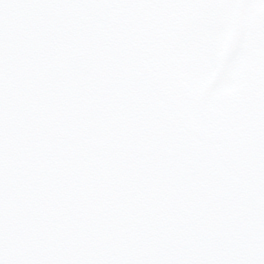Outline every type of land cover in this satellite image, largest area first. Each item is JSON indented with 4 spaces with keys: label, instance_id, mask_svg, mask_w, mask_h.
Returning a JSON list of instances; mask_svg holds the SVG:
<instances>
[{
    "label": "snow or ice",
    "instance_id": "snow-or-ice-1",
    "mask_svg": "<svg viewBox=\"0 0 264 264\" xmlns=\"http://www.w3.org/2000/svg\"><path fill=\"white\" fill-rule=\"evenodd\" d=\"M0 264H264V0H0Z\"/></svg>",
    "mask_w": 264,
    "mask_h": 264
}]
</instances>
